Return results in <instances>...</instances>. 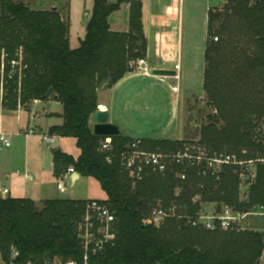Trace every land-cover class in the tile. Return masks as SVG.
<instances>
[{
	"label": "trees",
	"instance_id": "obj_1",
	"mask_svg": "<svg viewBox=\"0 0 264 264\" xmlns=\"http://www.w3.org/2000/svg\"><path fill=\"white\" fill-rule=\"evenodd\" d=\"M130 6L129 30L114 33L109 18ZM142 3L136 0H94L86 37L77 49L69 43V24L56 9L33 11L14 0H0V53L11 57L22 48L28 70L21 104L57 100L63 107L61 126L49 134L74 139L78 159L54 152V176L73 168L83 178L99 183L105 203L117 221L113 247L85 258L77 226L89 201L49 200L38 209L29 199L0 198V264H260L264 232L248 230L210 232L190 221L215 206L247 213L264 206V166L246 199L241 195L240 169H209L205 162L165 161L160 172L144 167L132 176L124 158L137 141L123 135L112 138V152L100 151L105 139L91 126L99 94L134 71L132 63L145 60L148 41ZM203 91L212 113L199 130L192 127L195 107H186L185 139L140 141L149 154L175 156L198 143L211 155L230 154L240 162L264 156V0H227L207 14ZM218 41L215 42L214 39ZM53 94L46 98L50 90ZM11 85L7 106L17 110L19 95ZM8 108V109H9ZM202 112H199V115ZM173 210L161 227L146 221L155 209ZM18 256L14 258L12 252Z\"/></svg>",
	"mask_w": 264,
	"mask_h": 264
},
{
	"label": "crops",
	"instance_id": "obj_2",
	"mask_svg": "<svg viewBox=\"0 0 264 264\" xmlns=\"http://www.w3.org/2000/svg\"><path fill=\"white\" fill-rule=\"evenodd\" d=\"M115 2L117 0H111ZM142 3L143 25L145 35L148 41V53L144 60L146 65L142 66L148 68L149 74L145 71L134 69V71L128 74L123 80L119 81L115 86L108 90H101L99 96V105H103L107 108L110 114V122L117 124L122 131V136L127 135L140 142L144 139L154 140H178L185 139V131L181 125V99L183 97L182 89L179 88V93L176 95L172 92V88L176 87L177 81L174 78L166 77H154L150 75V71L153 69L171 70L173 66L180 65L179 79H182V75L187 76V66H185V72L182 74L183 69V32L185 23L188 24L191 19L190 7L186 10V0H136ZM210 1V0H208ZM23 4V3H22ZM94 6V0H93ZM93 6L89 13L84 14V21L82 26L85 27L88 24V20L91 17ZM29 8V6H27ZM222 6L207 8V14L209 9H214ZM120 11L114 13L109 18V25L111 31L114 33H127L129 30V13L130 6L125 4L121 7ZM31 9V8H30ZM33 11H51V10H37ZM186 11L187 17H186ZM207 16V15H206ZM89 18V19H88ZM189 18V20H188ZM188 20V21H187ZM87 33V32H86ZM86 37V35H85ZM85 39V38H84ZM83 39V40H84ZM83 40L79 42L82 43ZM70 42V39H69ZM80 43V45H81ZM71 47V46H70ZM80 47V46H79ZM72 49V48H71ZM187 63V61H186ZM175 70V69H174ZM204 72V64H203ZM179 87V86H178ZM186 94V92H184ZM50 101V100H49ZM47 101V102H49ZM46 102V103H47ZM62 106V105H61ZM28 110L24 114L29 115ZM63 113V107H62ZM62 113L50 114L48 109L45 108L42 115L38 116L34 123L36 128H29L30 121H26V128L23 129V133L19 128L22 126V112L20 115H16V121L18 125L16 129L18 132L12 129L10 133L14 135V138L25 137L26 139L32 136H26V133L33 130L35 137L37 135L36 130L39 133L49 134L51 128L61 126L63 120L60 117ZM179 117V125L174 129L172 121H176ZM91 126L93 129L94 121L92 119ZM181 128V129H180ZM17 131V130H16ZM15 132V133H14ZM19 133V134H18ZM136 135V137H134ZM58 137V136H57ZM60 139V140H59ZM69 140V141H68ZM73 140L74 143H70ZM136 142V143H137ZM25 145V143H24ZM57 148L50 153L49 165L51 168V176L55 181L59 178L54 176V152L61 151L63 154L72 156L74 159H78L81 152L76 147V141L74 139H65L58 137V142L55 145ZM54 146V147H55ZM76 147V150L70 152L66 147ZM53 148V147H51ZM6 154V153H5ZM18 150L8 151L3 163H0V179L5 184H11V194L13 191H17V187H21L28 182L34 181L32 175L26 174L19 170H12L9 167V158L12 163V156H16ZM71 168V167H70ZM69 169V168H68ZM64 171L62 175L67 174ZM26 176H31L32 180H27ZM78 173L72 174L67 177L66 181H69L72 186H75L80 180H82ZM88 180L89 178H84ZM7 187V186H6ZM8 188V187H7ZM59 190V189H58ZM60 192V191H59ZM104 193V192H103ZM63 194V193H62ZM66 194V191L65 193ZM105 198L102 199H90L81 201H101L105 202L107 196L104 193ZM102 195V196H104ZM101 197V196H100ZM15 199H28L26 197H19ZM35 202L43 203L49 200H61L60 198H41L38 201L30 199ZM80 201V200H70ZM42 209L43 207H38ZM202 215H211L204 213Z\"/></svg>",
	"mask_w": 264,
	"mask_h": 264
},
{
	"label": "rangeland",
	"instance_id": "obj_3",
	"mask_svg": "<svg viewBox=\"0 0 264 264\" xmlns=\"http://www.w3.org/2000/svg\"><path fill=\"white\" fill-rule=\"evenodd\" d=\"M15 3H23L25 6H29L31 9L37 10H53L56 9L62 16L66 17V21L69 24V39L72 49H77L80 46V40H83L86 35V29L82 26L84 21V14L91 11L93 6V0H14ZM225 0H186V10L190 7L191 19L188 20V24L185 23L183 34V69L182 74L185 72V66H187V76L182 75V79L176 80L179 88L182 89L183 97L181 99V125L185 129L187 113L186 107L188 104L196 108V111L192 114L193 122L192 127L195 130H199L202 124L207 123V116L212 113V110L208 108L207 96L203 91V64H204V50L207 39V8L210 6H223ZM219 8V7H218ZM186 11V17H187ZM89 19V18H88ZM187 20V21H188ZM187 61V63H186ZM172 66L171 71H175ZM186 92V94L184 93ZM7 108H9L7 106ZM47 108L50 114L62 113L61 104L51 99L49 102H40L39 104L31 105L28 109L29 115L24 114L22 109V126L19 128L23 133V129L26 128V121H30L29 128H36L34 119L42 115L44 109ZM6 115L3 118L6 129L11 132L12 129L18 132L16 126L18 125L16 111L8 109ZM199 112L203 114L199 115ZM174 129L179 125V117L176 121H172ZM181 129V128H180ZM17 130V131H16ZM14 132V133H15ZM37 135L26 139L24 136L21 138H13V147L18 150L16 156H12V163L9 158V167L12 170H19L26 174L32 175L34 181L24 184L21 187H17L19 193L11 194L12 198L26 197L34 199L35 201L41 198H60L61 200H90V199H102L105 195L99 185L93 179L85 180L82 178L75 186H72L69 181L64 182L66 187V194H62L58 190V181H55L51 176V168L49 165L50 152L55 150L57 146L51 148L47 147L42 142V136L44 133H39L36 130ZM136 137V135L134 136ZM60 140V139H59ZM69 141V140H68ZM25 143V145H24ZM70 143H74L71 140ZM68 151L73 152L76 147H66ZM10 151V150H9ZM7 154V152H6ZM6 154L0 155V163H3ZM8 189H12L11 184H5ZM104 195V196H102ZM101 196V197H100ZM92 201V200H91ZM42 203L37 202L38 207H43ZM204 211L207 214H215V206H204ZM253 227H264V219L251 218L248 220ZM260 264H264V256Z\"/></svg>",
	"mask_w": 264,
	"mask_h": 264
},
{
	"label": "built area",
	"instance_id": "obj_4",
	"mask_svg": "<svg viewBox=\"0 0 264 264\" xmlns=\"http://www.w3.org/2000/svg\"><path fill=\"white\" fill-rule=\"evenodd\" d=\"M227 0H225L226 3ZM256 1V0H251ZM225 5V4H224ZM223 5V6H224ZM218 41L217 38L214 39ZM144 60H138V62L132 63L131 67L134 69L145 71L149 74L148 68L143 69L145 66ZM28 65L26 63V55L22 48L18 49L14 56L11 57L5 51L0 53V155L8 152L13 147L14 135L10 133L4 124V116L6 115L7 97L10 93V86L17 87V93L19 100L17 104L16 112L18 115L22 112V109L27 111V108L21 104V92L23 88V82L26 79V72ZM178 75L174 77L179 80L180 65L175 68ZM174 94L179 93V87L172 88ZM36 104L40 103L35 101ZM34 102V104H35ZM19 134V133H18ZM33 130L26 133V136H34ZM43 144L48 147H54L58 142V137L51 134H45L42 136ZM140 142L132 145L131 150L126 154L124 158V165L127 171H130L132 176H137L141 173L144 167H152L155 170L164 172L166 170L165 161L169 158L172 161L181 163L183 160L190 162L201 163L205 162L209 169H217L223 166H236L240 169L241 179V195L246 199L251 184L254 183L256 178V171L258 165L264 166V156L260 159L240 162L235 155L230 154H217L211 155L207 149L194 143L192 146L187 147L186 151L179 152L175 156H163L161 154H149L142 152L138 149ZM112 139L105 138L101 142L100 151L106 154L112 152ZM76 174L73 168H69L67 174L62 175L58 180V189L60 193H65V180L68 176ZM27 180H32L31 176H26ZM11 197L10 190L6 187L4 181L0 179V198L7 199ZM173 210H164L162 208L155 209L150 215L146 223L155 227H161L166 218L172 216ZM251 218L264 219V206H254L247 213L234 212L231 209H224L220 214L212 215H200L198 218L190 221V224L194 228H202L206 231H236L238 233L248 230H258L264 232V227H253L248 220ZM77 234L79 239V245L84 252L85 258L94 256L103 252L107 247H113L117 237V221L114 213L110 207L101 201L92 200L89 201L86 207L85 215L81 218L77 226ZM12 256L16 258L18 254L13 251ZM52 264H62L61 261L55 260ZM67 264H76L75 262H69ZM87 264V263H85Z\"/></svg>",
	"mask_w": 264,
	"mask_h": 264
},
{
	"label": "water",
	"instance_id": "obj_5",
	"mask_svg": "<svg viewBox=\"0 0 264 264\" xmlns=\"http://www.w3.org/2000/svg\"><path fill=\"white\" fill-rule=\"evenodd\" d=\"M145 69V67H143ZM150 75L154 77H168V78H174L178 75V72L171 71V70H160V69H153L150 71ZM109 83H106L102 90H106ZM53 94V90L51 89L49 93L47 94L46 98H49ZM94 126H93V134L98 137L102 138H116L122 136V131L120 130V127L110 122V114L107 111V108L103 105L98 106V111L93 116Z\"/></svg>",
	"mask_w": 264,
	"mask_h": 264
}]
</instances>
